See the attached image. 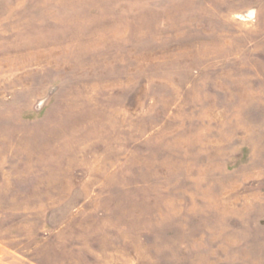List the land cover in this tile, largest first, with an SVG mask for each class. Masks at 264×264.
Instances as JSON below:
<instances>
[{
  "label": "rangeland",
  "instance_id": "1",
  "mask_svg": "<svg viewBox=\"0 0 264 264\" xmlns=\"http://www.w3.org/2000/svg\"><path fill=\"white\" fill-rule=\"evenodd\" d=\"M0 264H264V0H0Z\"/></svg>",
  "mask_w": 264,
  "mask_h": 264
}]
</instances>
